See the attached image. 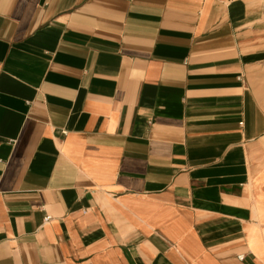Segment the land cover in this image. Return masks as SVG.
I'll list each match as a JSON object with an SVG mask.
<instances>
[{
    "label": "crops",
    "instance_id": "0c3cea01",
    "mask_svg": "<svg viewBox=\"0 0 264 264\" xmlns=\"http://www.w3.org/2000/svg\"><path fill=\"white\" fill-rule=\"evenodd\" d=\"M0 264H264V0H0Z\"/></svg>",
    "mask_w": 264,
    "mask_h": 264
},
{
    "label": "built area",
    "instance_id": "2783aa9c",
    "mask_svg": "<svg viewBox=\"0 0 264 264\" xmlns=\"http://www.w3.org/2000/svg\"><path fill=\"white\" fill-rule=\"evenodd\" d=\"M50 218H51V217L48 216V217H46V220L48 221ZM239 258H240V259H243V255H241Z\"/></svg>",
    "mask_w": 264,
    "mask_h": 264
}]
</instances>
